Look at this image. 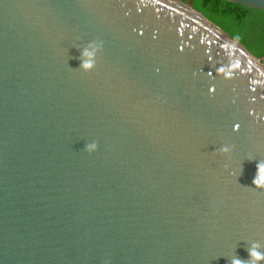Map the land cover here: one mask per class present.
I'll list each match as a JSON object with an SVG mask.
<instances>
[{"label":"water","instance_id":"1","mask_svg":"<svg viewBox=\"0 0 264 264\" xmlns=\"http://www.w3.org/2000/svg\"><path fill=\"white\" fill-rule=\"evenodd\" d=\"M260 161L264 55L194 0H0V264L247 261Z\"/></svg>","mask_w":264,"mask_h":264},{"label":"trees","instance_id":"2","mask_svg":"<svg viewBox=\"0 0 264 264\" xmlns=\"http://www.w3.org/2000/svg\"><path fill=\"white\" fill-rule=\"evenodd\" d=\"M194 4L252 53L264 55V9L228 0H194Z\"/></svg>","mask_w":264,"mask_h":264},{"label":"clouds","instance_id":"3","mask_svg":"<svg viewBox=\"0 0 264 264\" xmlns=\"http://www.w3.org/2000/svg\"><path fill=\"white\" fill-rule=\"evenodd\" d=\"M94 43L95 42H90L89 47H85L81 50L80 67L81 69L85 71L93 70L97 64V52L100 50V47L102 46L103 41H101L100 46H96V47L93 46ZM232 67H236V66L233 65ZM218 71L224 72L226 76L231 73V70H226L223 67L218 69ZM98 147H99L98 142L93 141V142L86 144L84 150L89 153H92L98 150ZM231 150L232 149L229 146H224L220 149V151L223 153H228ZM253 183L256 186H264V161L259 162L258 171L254 178ZM262 247H264V245H261L259 242H254L252 246L248 249L250 259L245 261L240 258L233 257L230 261V264H248V262H250V264H259V262L264 261V251L260 250Z\"/></svg>","mask_w":264,"mask_h":264}]
</instances>
